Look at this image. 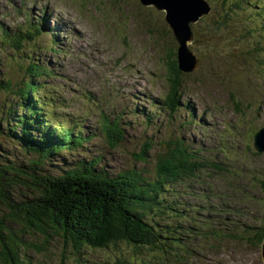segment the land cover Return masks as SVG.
<instances>
[{"label": "rangeland", "instance_id": "obj_1", "mask_svg": "<svg viewBox=\"0 0 264 264\" xmlns=\"http://www.w3.org/2000/svg\"><path fill=\"white\" fill-rule=\"evenodd\" d=\"M223 1L208 0L212 15L192 26L190 49L198 68L183 74L182 103L171 115L162 103L168 90L167 56L176 42L163 13L138 0H0V25L6 29H26V19L45 25L18 55L0 49V82L14 85L10 91L0 85V106L16 108L20 100L15 90L22 72L13 59H42L56 71L46 80L52 86L49 93L57 103L61 98L66 103L53 120L82 136L79 146L42 160L39 171L56 176L84 161L110 176L137 169L152 178L157 155L175 139L223 162V170L206 164V171L173 183L163 195L165 204L175 208L170 210L172 233L181 234L190 255L174 251L173 245L162 252L124 242L77 252L58 236L45 240L24 233L17 247L25 264H264V153L251 142L264 125V7L254 0ZM28 3L33 11L24 18ZM224 5L231 10L219 17ZM39 14L46 19L39 21ZM102 115L120 117L124 138L116 147L99 132ZM0 136V158L31 171L37 154L14 135ZM145 142L151 148L140 160L135 155ZM220 191L226 192L229 208L216 200ZM159 215L148 219L160 225ZM209 225L214 231L206 236ZM255 230H260L259 238ZM245 231H250L248 240L237 237Z\"/></svg>", "mask_w": 264, "mask_h": 264}, {"label": "trees", "instance_id": "obj_2", "mask_svg": "<svg viewBox=\"0 0 264 264\" xmlns=\"http://www.w3.org/2000/svg\"><path fill=\"white\" fill-rule=\"evenodd\" d=\"M227 1L235 4L238 0H224L223 4ZM244 1L248 3L249 0ZM254 1L264 7V0ZM230 10L224 5L219 17ZM226 18L225 14L218 22L223 24ZM23 26L26 29L18 25L13 31L3 26L0 28L1 50L10 48L18 55L25 45L36 40L38 26L33 27L30 22L23 23ZM52 43L54 47L57 45L55 41ZM173 52L167 56L168 90L162 103L171 115L182 103L183 95V74L177 69V57ZM13 60L16 63L14 68L22 72L21 85L15 90L20 100L16 108L4 109V104H1L0 135L4 132L10 137L14 135L28 151L37 154V159L31 171L22 172L13 159L9 158L8 162L0 158V262L25 264L17 247L23 244L24 233L41 234L45 240L58 236L77 252L86 247L107 248L121 242L139 249H160V229L148 216L159 212L161 218L168 215L171 208L163 198L169 191L166 190L168 186L206 171L203 167L206 164L223 170L219 166L223 162L218 163L204 155L202 148L193 149L175 139L157 155L152 178L137 169L110 176L84 161L77 162L60 175L42 173L36 168L42 160L47 161L50 155L79 146L83 142L82 136L80 130L74 133L73 126L66 128L52 124L45 111L50 102L57 107L65 106L62 100L59 103L55 101L49 93L52 86L46 83L47 78L56 73L55 69L48 68L46 61L32 56ZM0 85L6 91L14 86L5 80ZM42 89L49 90V94L41 95ZM53 115L58 117L56 112ZM99 132L110 147L119 145L124 138L120 117L111 119L102 115ZM150 148L151 145L145 142L135 156L146 160ZM16 192L18 195L14 194ZM225 198V191L217 192L219 205L229 208ZM213 231L214 227L209 228L205 235L210 236ZM259 232H255L258 238Z\"/></svg>", "mask_w": 264, "mask_h": 264}, {"label": "water", "instance_id": "obj_3", "mask_svg": "<svg viewBox=\"0 0 264 264\" xmlns=\"http://www.w3.org/2000/svg\"><path fill=\"white\" fill-rule=\"evenodd\" d=\"M140 2L164 12L163 19L177 41L176 56L179 71L191 73L196 70L198 59L189 49L194 38L191 25L208 15L212 10L211 6L206 0H140ZM253 138L255 148L259 152H264V126L257 130Z\"/></svg>", "mask_w": 264, "mask_h": 264}, {"label": "bare ground", "instance_id": "obj_4", "mask_svg": "<svg viewBox=\"0 0 264 264\" xmlns=\"http://www.w3.org/2000/svg\"><path fill=\"white\" fill-rule=\"evenodd\" d=\"M138 2L141 3L140 0H138ZM206 3H207L208 5H210V3L208 2V0H206ZM141 5H143V4L141 3ZM143 6H145V5H143ZM32 11H33L32 6H31V4L28 3L25 14H28V13H30V12H32ZM211 14H212V10L210 11V13H209L208 15H211ZM208 15H206V16H208ZM206 16H205V17H206ZM165 24H166V26L170 29V27H169V25L167 24V22H165ZM183 25L186 26L185 24H183ZM186 27H187V26H186ZM191 30H192V29H191ZM71 111H72V110H71ZM87 114H88V113H87ZM193 199H194V198H193Z\"/></svg>", "mask_w": 264, "mask_h": 264}]
</instances>
